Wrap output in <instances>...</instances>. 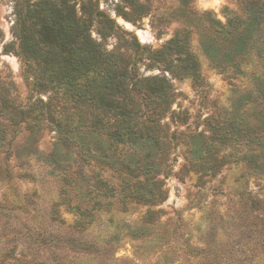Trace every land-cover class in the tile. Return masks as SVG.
Here are the masks:
<instances>
[{"label":"trees","instance_id":"1","mask_svg":"<svg viewBox=\"0 0 264 264\" xmlns=\"http://www.w3.org/2000/svg\"><path fill=\"white\" fill-rule=\"evenodd\" d=\"M180 1L187 4L189 0ZM242 1L244 15L233 14L225 24L211 13L203 14L215 38L212 43L202 42V50L208 58L220 60L215 65L224 73L230 64L242 72L245 58L255 51L264 59L258 42L264 30V0ZM123 2L117 15L136 24L144 6L139 0ZM15 3L14 34L19 49L9 44L6 53L20 57L32 89L27 102L17 103L13 96L16 84L0 79V152L5 153L6 163L0 172L5 175L0 185H8V192L0 196V212L9 217L16 211L32 213L34 221L38 217L42 221L43 216L46 233H57L58 229L68 233L59 239L39 233L33 243L27 242V248L35 250L27 252L25 246L21 248L19 236L7 233L9 225L0 223V264H59L43 254L55 247L51 243L57 240L79 244L83 255L102 253L118 261L114 254L122 244L123 231L125 237L144 240L165 213L158 208L168 199L161 175L168 176L172 139L164 120L168 115L176 118L172 106L179 96L166 73L191 79L195 88L206 84L188 34L178 33L153 50L101 10L95 0ZM110 38L117 39L112 50L106 44ZM216 38H222L225 46L217 44ZM147 61L148 67H158L163 73L143 76L140 66ZM257 79L262 85L261 97L253 98V91H249L238 101L246 109L244 115L236 110L238 114L227 126L210 125L209 135L201 132L192 136L193 167L200 181L216 176L229 163L227 156H218L220 139L222 143L241 139L246 150L237 161L247 172L264 175V77ZM45 130L55 134L48 154L37 147ZM24 133L28 137L20 145L18 138ZM23 155L30 157L27 164L39 162L56 181L55 198L43 212L37 209L39 189L24 191L25 184L38 181L33 166L15 170L17 165L10 164L11 158L20 160ZM249 199L253 205L259 202L258 197ZM140 205L147 208L140 224L118 220L119 214L126 215ZM63 209L74 215L71 223L63 217ZM103 220L113 232L108 227L100 231ZM99 247L108 248L109 253ZM260 257L251 251L242 259L245 264H259ZM85 260L76 256L62 264H84Z\"/></svg>","mask_w":264,"mask_h":264},{"label":"rangeland","instance_id":"2","mask_svg":"<svg viewBox=\"0 0 264 264\" xmlns=\"http://www.w3.org/2000/svg\"><path fill=\"white\" fill-rule=\"evenodd\" d=\"M95 1L120 26L134 33L142 45L150 46L153 50L166 45L178 33L188 34V44L197 57L200 73L206 84L202 88H195L191 79L174 78L166 73L179 93L172 106V111L177 116L175 118L168 115L164 120L169 125L168 133L172 139L167 161L168 176L164 178L161 175L165 179L168 199L158 207L164 209L165 213L160 222L152 226L149 236L144 240H133L125 237L126 230L123 231L122 244L114 254L118 259L115 262L102 253L83 255L79 244L65 240H57L55 244L50 242L55 247L47 248L43 254L51 262L59 264L68 259L73 260L76 256L86 258L84 264H245L242 257L247 252L254 251L261 256L258 263L264 264V175L247 172L244 165L237 161L246 150L244 143L240 142L241 139L230 143L217 140L218 156H227L229 163L216 176L206 177L202 181L194 171V157L190 146L192 136L201 132L210 134V125L227 126L231 123L234 115L238 114L236 110L244 115L246 109L240 107L238 101L243 99L246 92L253 91V98L262 95L259 92L262 85L257 78L264 77V59L256 51L245 58L242 72H237L230 64L227 73H224L215 65L220 60L208 58L201 46L202 42L212 43L215 38L203 14L211 13L215 19L225 24L233 14L244 15L243 1L189 0L184 4L180 0H139L144 6V13L136 24L117 15L118 6L124 5L123 0ZM16 19L15 0H0V79L12 80L16 84L13 91L15 101L25 103L30 96L32 81L26 79L24 63L20 57L14 52L6 53L9 44H12V48L19 49V42L14 34ZM260 34L258 42L264 49V30ZM94 36L97 37L95 32ZM215 40L217 44L221 43V47L225 46L222 38ZM106 44L112 50L117 39L110 38ZM225 50L226 47L221 53ZM238 59L241 58L237 57ZM148 63L147 61L140 66L143 76L163 73L158 67H148ZM258 108L260 107H255ZM27 137L25 133L21 135L18 138L19 144L24 145ZM54 141L55 134L45 130L37 147L42 153L48 154L53 149ZM4 158L5 153L0 152V172L5 169ZM28 159L30 157L25 155L20 160L13 157L10 164L12 167L17 165L15 170L33 166L38 181L25 184L24 191L29 189V193H32L35 188L39 189L41 197L37 201V209L43 212L55 198L56 181L49 177L48 171L39 162L33 160L27 164ZM0 178H5V175H0ZM6 192L8 185L4 183L0 185V196ZM249 197H258L259 202L253 205ZM146 210L145 206H134L128 214H119L118 220L133 225L140 224ZM62 214L68 223L74 220V215L64 209ZM10 215L11 217L0 212L1 226L9 225L7 233L19 236L21 248L25 246L27 252L35 250L28 249L27 242L36 238L39 233L49 237L57 236V239L64 238L68 233L65 229H58L53 234L50 231L46 233L43 216L42 221L39 217L34 221L32 213L16 211ZM107 227L109 232L114 231L106 221L100 231L107 230ZM97 230L98 227L93 232L94 235ZM99 248L109 253L108 248Z\"/></svg>","mask_w":264,"mask_h":264}]
</instances>
